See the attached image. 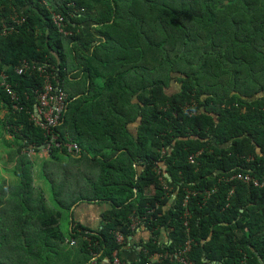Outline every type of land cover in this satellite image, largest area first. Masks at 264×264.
<instances>
[{
  "label": "trees",
  "instance_id": "1",
  "mask_svg": "<svg viewBox=\"0 0 264 264\" xmlns=\"http://www.w3.org/2000/svg\"><path fill=\"white\" fill-rule=\"evenodd\" d=\"M24 59L53 67L68 94L47 149L32 118L43 79L17 71ZM1 109L0 169L13 177H0V264L41 238L111 258L134 217L170 241L151 239L139 264L156 252L167 256L152 264H180L168 254L187 240L198 264H264V0H0ZM78 201L112 208L93 234L72 221L68 239L62 210Z\"/></svg>",
  "mask_w": 264,
  "mask_h": 264
},
{
  "label": "built area",
  "instance_id": "2",
  "mask_svg": "<svg viewBox=\"0 0 264 264\" xmlns=\"http://www.w3.org/2000/svg\"><path fill=\"white\" fill-rule=\"evenodd\" d=\"M19 19V18H18ZM24 20V18L22 17ZM21 20V19H20ZM18 20V21H20ZM54 20L58 26H61L62 22L64 21V16L60 13H54ZM7 30H5L6 32ZM60 31L63 32V29L60 28ZM65 34L69 32L64 30ZM36 70L39 72L43 79V88L41 89L39 96H38V103L35 104V110L32 113V118L34 119L35 123L39 125L41 128L46 130V133L50 135V142L44 147L49 148L51 143L56 141L57 134L54 132V128L61 123L63 118L64 112L67 110L68 106V94L60 85L55 84L56 74L53 67H50L47 63H40V62H31L28 59L23 60V64L17 69L19 73H22L26 70ZM6 83L3 81V84ZM7 88L9 85L7 84ZM13 97L17 100L18 97L13 94ZM17 108L18 106L15 105ZM57 145H60L59 142H56ZM67 146V150L73 154L81 153V148L77 142H68L65 144ZM199 154V153H197ZM191 160L194 161V156L191 157ZM238 179H242L247 183H253L254 185H263L258 180L252 177L249 174L239 173L233 176ZM211 191H208L207 194H210ZM188 197H186L185 203L187 202ZM134 221V219H133ZM116 237L118 242L123 243L125 240V236L122 232H117ZM70 244H75V240H67ZM192 249V241L187 240L185 245L178 248L177 250L168 254V256L180 264H198L195 260H193L189 253ZM120 249H115L111 256V264H123V261L120 257L119 253ZM95 255V254H93ZM165 254L161 255V259L164 258ZM160 259V260H161ZM92 263H96V257H93L91 260ZM146 264H152L151 261H148Z\"/></svg>",
  "mask_w": 264,
  "mask_h": 264
},
{
  "label": "crops",
  "instance_id": "3",
  "mask_svg": "<svg viewBox=\"0 0 264 264\" xmlns=\"http://www.w3.org/2000/svg\"><path fill=\"white\" fill-rule=\"evenodd\" d=\"M97 25L98 24L95 22L86 21V23L83 25V28L86 34L92 36L95 35L96 36L95 38H97L100 41V38L102 37L99 34H97L96 31ZM134 125L135 124L131 125L132 128ZM138 170L140 171L142 170V168L138 167ZM175 198H176V194H173L169 199L168 203L166 204L165 209H169L172 207ZM110 204L111 203L108 202L99 203V202H89V201H78L77 203L73 204L71 209L69 210V216H70L69 228L72 226V221H75L76 223H80L83 226H85V228L87 229L85 230L86 233H92V234L95 233L102 227L105 213L112 208V205ZM133 219L134 221L131 224L133 233L123 241L122 246L119 250L123 264H139L141 255L145 254L148 251L145 248V244L148 243L151 239L156 238V240H158V243H167V241H169L168 231L162 230L161 232L160 229L159 235H154L153 231L146 225V222L143 220V218L134 217ZM75 242L76 243L74 245H79L77 240H75ZM30 250H31V245H29V247L27 248L20 245V248L14 252L13 259L9 258V260L13 261V264H44L39 259L27 258L26 253L27 251ZM161 255L162 253L159 252L149 254V261H151V263L158 262L161 259ZM8 256L10 255H7V257ZM7 257L5 260L9 261ZM91 260L85 262L84 259V261L79 262V264H96V263H92ZM97 264H111V258L107 256L105 257L100 256V260L98 261Z\"/></svg>",
  "mask_w": 264,
  "mask_h": 264
},
{
  "label": "rangeland",
  "instance_id": "4",
  "mask_svg": "<svg viewBox=\"0 0 264 264\" xmlns=\"http://www.w3.org/2000/svg\"><path fill=\"white\" fill-rule=\"evenodd\" d=\"M197 65V63H196ZM195 65V67H197ZM198 68V67H197ZM174 76H178V74H174ZM100 82V79H97ZM179 82L177 81L176 78H174L172 80V88L173 90H177L179 89ZM2 111V109L0 110ZM133 129V128H132ZM3 128L1 126L0 123V133L2 132ZM135 131V128L133 129ZM11 140V139H10ZM1 147L3 146L4 148H6L5 143H2L0 145ZM46 152V151H45ZM43 152H33L32 153V157L34 158V162L36 160L37 161V165L40 166V160H43ZM69 156L65 155L63 157L64 160L68 159ZM116 160V159H115ZM0 165L1 162H0ZM3 170V171H2ZM41 169H39L40 171ZM10 170L7 171V168L3 166L0 169V177L4 176V173L8 174V177L12 178V175H9ZM7 177V175H6ZM41 185L43 186L46 195L48 197L52 196V188L50 183L47 180H43L41 182ZM62 219H61V227L63 229V232L65 234V236L68 239H71V234L69 231V210L68 209H63L62 210ZM36 244L37 247V252L36 253H32V256L29 257V259H39L40 261H42L44 264H79V262L84 261L85 259V255L83 253H79V246L78 245H74V244H69L68 242H51L50 240H43L41 238L40 242L34 243ZM39 244H41L39 246ZM42 254V256H41Z\"/></svg>",
  "mask_w": 264,
  "mask_h": 264
},
{
  "label": "water",
  "instance_id": "5",
  "mask_svg": "<svg viewBox=\"0 0 264 264\" xmlns=\"http://www.w3.org/2000/svg\"><path fill=\"white\" fill-rule=\"evenodd\" d=\"M42 147H45V145H43Z\"/></svg>",
  "mask_w": 264,
  "mask_h": 264
}]
</instances>
